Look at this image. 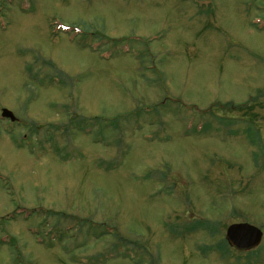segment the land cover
<instances>
[{
	"label": "rangeland",
	"instance_id": "rangeland-1",
	"mask_svg": "<svg viewBox=\"0 0 264 264\" xmlns=\"http://www.w3.org/2000/svg\"><path fill=\"white\" fill-rule=\"evenodd\" d=\"M240 222L264 0H0V264H249L208 245Z\"/></svg>",
	"mask_w": 264,
	"mask_h": 264
},
{
	"label": "flooded vegetation",
	"instance_id": "flooded-vegetation-1",
	"mask_svg": "<svg viewBox=\"0 0 264 264\" xmlns=\"http://www.w3.org/2000/svg\"><path fill=\"white\" fill-rule=\"evenodd\" d=\"M195 220H189V223L187 224V228L192 229L193 226H195V227L197 226V227H199V230L207 231L210 233H214L216 231L214 229V227H216V225L213 226V223L209 221L210 219H207V220L195 219ZM240 223H248V222H240ZM234 224H237V223H234ZM248 224L257 227L261 231L260 242L256 246H253L251 248H246V249H240V248L233 246L229 242V240L226 238V236H225L226 244L225 243H223V244L222 243H217V244L213 243V244H208V245H210V248L212 249L213 252L218 253L219 252L218 246H220L222 248L223 253L227 251L226 250V248H227L229 251H231V252L233 251L236 254V256H238L239 258L242 257L244 260H248L249 264H257L259 262V256L264 250V224L262 226L251 224V223H248ZM226 232H227V230H226ZM229 255H230V253H229ZM249 257H250V260L248 259Z\"/></svg>",
	"mask_w": 264,
	"mask_h": 264
},
{
	"label": "water",
	"instance_id": "water-1",
	"mask_svg": "<svg viewBox=\"0 0 264 264\" xmlns=\"http://www.w3.org/2000/svg\"><path fill=\"white\" fill-rule=\"evenodd\" d=\"M2 116L4 118H9L11 121L16 120L14 114L6 108L2 110ZM226 238L233 246L246 249L259 244L261 231L248 223H237L228 227Z\"/></svg>",
	"mask_w": 264,
	"mask_h": 264
}]
</instances>
